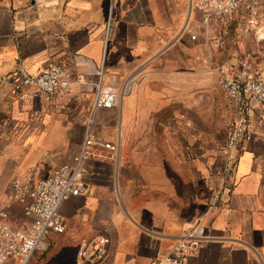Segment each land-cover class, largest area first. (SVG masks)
<instances>
[{
  "label": "crops",
  "instance_id": "obj_1",
  "mask_svg": "<svg viewBox=\"0 0 264 264\" xmlns=\"http://www.w3.org/2000/svg\"><path fill=\"white\" fill-rule=\"evenodd\" d=\"M198 16L191 0H0V226L26 230L31 223L27 200L10 197L16 179L46 178L80 151L99 72L103 85L137 78L119 107L97 113V140L119 143L120 155L92 148L87 191L63 203L64 232H51L31 264H77L80 242L100 235L110 243L99 264H155L198 220L213 238L202 264H264V112L244 150L218 149L210 169L198 166L190 212L158 222L125 205L128 191L119 177L132 125L162 101V92L210 87L221 57L230 56L229 45L218 55L207 30L193 26L191 39L184 28ZM50 61L83 83L51 100L12 92L21 69L39 73Z\"/></svg>",
  "mask_w": 264,
  "mask_h": 264
},
{
  "label": "built area",
  "instance_id": "obj_2",
  "mask_svg": "<svg viewBox=\"0 0 264 264\" xmlns=\"http://www.w3.org/2000/svg\"><path fill=\"white\" fill-rule=\"evenodd\" d=\"M261 0H191V8L199 11V16L184 30L191 33L193 26L212 33L208 42L218 50L226 48L232 38L234 24L242 26L246 32L263 30L260 26ZM233 59V57L231 58ZM218 84L231 108V116L225 128V137L219 150L230 153L244 150L255 137L264 112V73L255 68L250 54L237 56L231 63L215 67ZM82 77H74L64 65L50 61L39 73L21 69L19 79L13 81L12 92L23 94L25 91L37 98L51 100L55 96H65L71 92L74 83L82 84ZM137 78L133 75L119 85L117 82L102 84V70L96 84L93 100L85 120V138L80 151L71 164L55 169L46 178L35 180L34 173L23 179H16L12 185L11 199H26L25 214L31 219L26 230L12 229L8 224L0 226V264L16 259L18 264H30L33 256L46 247L47 236L51 232L65 230L64 218L60 208L64 202L78 196L88 189V162L94 146H101L116 152L119 143L100 142L96 138L97 113L101 109L119 107L124 96L131 93ZM6 217L5 213L1 214ZM213 238L207 234L205 225L200 221L191 224L183 234L177 236L168 252L155 264H202L199 258ZM110 239L96 236L83 239L78 247L77 264H99L108 251ZM225 264V263H221Z\"/></svg>",
  "mask_w": 264,
  "mask_h": 264
},
{
  "label": "rangeland",
  "instance_id": "obj_3",
  "mask_svg": "<svg viewBox=\"0 0 264 264\" xmlns=\"http://www.w3.org/2000/svg\"><path fill=\"white\" fill-rule=\"evenodd\" d=\"M259 16L263 30L258 34L234 24L226 48L230 56H223L224 49L219 50L218 55L223 57L218 64L250 54L256 70L264 73V0ZM215 74L210 87L162 92V101L146 116L138 117L129 130L132 136L121 156L119 179L128 191L129 202L125 205L132 213L149 212L161 222L193 209L194 174L199 165L210 169L214 164V154L224 140L230 119L229 105ZM201 177L204 204L208 190L204 187L205 177Z\"/></svg>",
  "mask_w": 264,
  "mask_h": 264
}]
</instances>
